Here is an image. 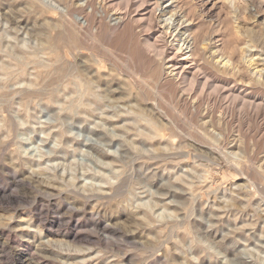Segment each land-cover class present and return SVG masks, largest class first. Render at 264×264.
<instances>
[{
  "label": "rangeland",
  "instance_id": "374dc122",
  "mask_svg": "<svg viewBox=\"0 0 264 264\" xmlns=\"http://www.w3.org/2000/svg\"><path fill=\"white\" fill-rule=\"evenodd\" d=\"M143 1L0 0V264H264V0H177L189 83Z\"/></svg>",
  "mask_w": 264,
  "mask_h": 264
},
{
  "label": "bare ground",
  "instance_id": "6f19581e",
  "mask_svg": "<svg viewBox=\"0 0 264 264\" xmlns=\"http://www.w3.org/2000/svg\"><path fill=\"white\" fill-rule=\"evenodd\" d=\"M130 1V0H129ZM137 1V0H136ZM179 1V0H178ZM250 1V0H249ZM88 2H89V0H88ZM155 2V6H154V8H153V10H150L149 11V15H152L153 17H157L158 19H165V22H169V24H166L167 25V27L166 26H163V28H161L162 29V33H161V35L162 36H164V37H166V29L168 28V27H172L173 28V26H175L176 27V29H182V32L180 33V38L182 39V40H180L181 41V43H182V46L179 48L178 47V51L176 52V54L175 55H173L172 56V58L170 57V61H169V69H172V72H175L176 70H179V71H181V72H179V71H177V73H175V76H176V78H180V79H183V81H184V83L186 82V80H187V76H184V75H181L182 74V71H184L185 69H186V66L189 64V62H193V61H191L190 59L191 58H194V56L193 57H191L192 56V53L191 54H188V53H186L185 51H183V47H185L186 46V49H189V48H191L192 46L190 45L191 44V40L189 39V36L187 35V34H189L188 33V28L187 27H184V28H181L182 26H183V24L185 23H183V24H181L180 25V22H181V20H182V17H181V15L179 14V12L178 11H180V10H177V12H174L173 10L174 9H172L173 8V6H174V4L177 2V0L175 1V0H155L154 1ZM261 2V1H260ZM131 3H132V0H131ZM137 3V2H136ZM140 3V2H139ZM142 3H146V0H144ZM142 3H140V4H142ZM105 4H106V1H105ZM107 5V4H106ZM106 5H104V6H106ZM132 5V4H131ZM257 5V4H256ZM263 5V3L261 2L260 4H259V6H258V8H260L261 6ZM133 6V5H132ZM152 6V5H151ZM137 7H138V5H137ZM253 7V6H252ZM130 8H132V7H130ZM175 8V7H174ZM178 9V8H177ZM254 9H255V7H254ZM255 11H256V9L255 10H252V14L253 15H255L254 13H255ZM126 12H127V10H126ZM122 13V12H121ZM181 13V12H180ZM128 14V13H127ZM126 14V15H127ZM93 15V14H92ZM118 15V14H117ZM122 15H123V13H122ZM125 15V16H126ZM131 15V14H130ZM168 15H170L169 17H166V16H168ZM252 16V15H251ZM122 17V16H121ZM149 18V17H148ZM186 18V17H185ZM160 21V20H159ZM189 21V20H188ZM162 22H164V21H162ZM171 22V23H170ZM175 22H177V24L175 23ZM189 23V22H188ZM162 24V23H161ZM123 25V24H122ZM171 25H173V26H171ZM188 26V25H187ZM190 27V26H189ZM172 30V29H171ZM180 31V30H179ZM178 33V34H179ZM260 33V32H259ZM182 36H187V37H185L184 39L182 38ZM191 37H192V35H191ZM163 38V37H162ZM162 38H160V39H162ZM179 38V39H180ZM192 38H194V37H192ZM215 39V38H214ZM163 40V39H162ZM161 40V41H162ZM165 40V39H164ZM202 40V39H201ZM194 41H195V39H194ZM1 42V41H0ZM166 42H167V40H166ZM177 42V41H176ZM204 42V41H203ZM202 42V43H203ZM170 43V42H169ZM207 43H211V42H207ZM165 44V43H164ZM180 44V43H179ZM204 44H206V43H204ZM212 44V43H211ZM195 46V45H194ZM166 47V46H165ZM164 47V48H165ZM168 47V46H167ZM171 48H173V47H171ZM221 48V47H220ZM220 48H217L214 52H213V59H216V61H217V64H219L220 65V67L221 68H223L226 72L227 71H234V70H238L237 69V67H235L232 63H231V61L230 60H227L225 57H223L222 56V52H221V50H220ZM252 48H253V46H252ZM163 49V48H162ZM176 49V48H175ZM174 49V50H175ZM185 49V50H186ZM171 50H173V49H171ZM160 51H162V50H160ZM183 51V52H182ZM187 51V50H186ZM255 51V50H254ZM257 51V50H256ZM185 52V53H184ZM212 52H210V53H212ZM247 52V51H246ZM167 53V52H166ZM165 53V54H166ZM181 53H182V55H181ZM209 53V54H210ZM247 53H249V54H246V57L247 58H250V59H247L246 58V60H248V61H246L247 62V68H248V72H249V74H250V76H251V78H252V80H251V82L250 83H252V82H258L259 84H261V85H263L264 86V52H260V50H259V52L256 54V53H253V51H251V49L247 52ZM20 54V53H19ZM172 54V53H171ZM162 55H164V54H162ZM207 55V54H206ZM258 55V56H257ZM257 56V57H256ZM5 57V56H4ZM209 57V56H208ZM256 57V58H255ZM211 58H212V56H211ZM208 59V58H207ZM244 60V59H243ZM213 61V60H212ZM2 62V61H1ZM214 63H215V60L213 61ZM37 63V62H36ZM235 63V62H234ZM5 64V63H4ZM216 64V65H217ZM193 65H195V64H193ZM243 65V64H242ZM2 66H4V65H2ZM7 66V65H6ZM240 66V65H239ZM5 67V66H4ZM220 67H218V68H220ZM7 68V67H6ZM196 68V67H195ZM220 68V69H221ZM181 69V70H180ZM222 69V70H223ZM195 71V70H194ZM205 71V70H204ZM202 71H200V73H201ZM235 72V71H234ZM233 72V73H234ZM238 72V71H237ZM236 72V73H237ZM45 73V72H44ZM206 73V72H205ZM222 73V72H221ZM230 73V72H229ZM232 73V74H233ZM235 73V74H236ZM48 74V73H47ZM50 74V73H49ZM184 74V73H183ZM186 74V73H185ZM193 74V73H192ZM227 74V73H226ZM208 75V74H207ZM207 75H206V78H207ZM229 75V74H228ZM38 76V75H37ZM40 76V75H39ZM41 76H42V74H41ZM199 76V75H198ZM230 76V75H229ZM44 77V76H43ZM42 77V78H43ZM47 77V76H46ZM156 78V77H155ZM163 78V77H162ZM194 78V77H193ZM250 78V77H249ZM41 79V78H40ZM153 79V78H152ZM189 79V78H188ZM196 79V78H195ZM194 79V80H195ZM42 80V79H41ZM193 80V81H194ZM211 80V79H210ZM213 80V79H212ZM241 80V79H240ZM40 81V80H39ZM43 81V80H42ZM159 81V80H158ZM175 81H176V79H175ZM177 81H179L180 82V80L179 79H177ZM191 81V80H190ZM243 81V80H242ZM41 82V81H40ZM162 82V81H161ZM187 82H188V80H187ZM197 82V81H196ZM206 82V81H205ZM209 82H211V81H209ZM159 83V82H158ZM189 83V82H188ZM188 83H186V84H188ZM239 83V82H238ZM242 83V82H241ZM249 83V82H248ZM40 84V83H39ZM181 84H183V83H181ZM192 84V83H191ZM190 84V85H191ZM194 84V83H193ZM227 84V83H226ZM251 85V84H250ZM179 86V85H178ZM220 86V85H219ZM182 88H183V86H181ZM186 87V86H185ZM184 87V88H185ZM193 87V86H192ZM191 87V88H192ZM218 87V86H217ZM180 88V87H179ZM223 88V87H222ZM234 88V87H233ZM264 88V87H263ZM185 89H187V88H185ZM220 89V88H219ZM89 90V89H88ZM183 90V89H182ZM223 90V89H222ZM231 90H232V88H231ZM187 91V90H186ZM193 91V90H192ZM215 92H217V91H215ZM228 92H230V91H228ZM235 92V91H234ZM231 94L230 95H233L232 94V92H230ZM229 94V93H228ZM241 94V93H240ZM239 94V95H240ZM207 96V95H206ZM186 98V97H185ZM236 99H239L240 97H235ZM244 98V97H243ZM240 101H242L241 99H240ZM253 101V100H252ZM89 103V102H88ZM245 105V104H244ZM188 106V105H187ZM247 106V105H246ZM261 106H262V104H259V105H257L256 107L257 108H261ZM227 109V108H226ZM157 128V127H156ZM159 128V127H158ZM11 130V129H10ZM156 130V129H155ZM155 130H154V132H155ZM157 135L159 134V132L158 131H156L155 132ZM156 159V158H155ZM29 164V163H28ZM124 180V179H123ZM42 184H43V182H42ZM121 187V186H120ZM39 188V187H38ZM118 191H119V189H118ZM123 193V192H122ZM117 196V195H116ZM139 218V217H138ZM146 218V217H145ZM146 220H147V218H146ZM140 221V220H139ZM149 222V221H148ZM138 223V222H137ZM147 223V222H146ZM139 224V223H138ZM142 224V223H141ZM143 227V226H142ZM146 226L144 225V228H145ZM139 229V228H138ZM143 229V228H142ZM152 243V242H151ZM46 253V252H45ZM49 253V252H48ZM52 253V252H51ZM41 254V253H40ZM39 254V255H40ZM42 255V254H41ZM40 255V256H41ZM47 255V254H46ZM46 255H44L43 254V256L44 257H42V259L44 260H47L46 258L48 257V256H46ZM40 256H39V258H40ZM56 256V255H55ZM49 258V257H48ZM51 258V257H50ZM49 258V259H50ZM28 264H35L34 262H29Z\"/></svg>",
  "mask_w": 264,
  "mask_h": 264
}]
</instances>
